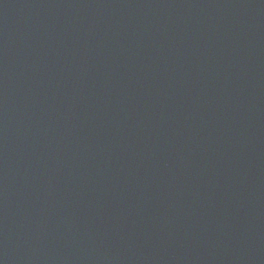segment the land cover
Masks as SVG:
<instances>
[{"label": "water", "instance_id": "water-1", "mask_svg": "<svg viewBox=\"0 0 264 264\" xmlns=\"http://www.w3.org/2000/svg\"><path fill=\"white\" fill-rule=\"evenodd\" d=\"M0 264H264V0H0Z\"/></svg>", "mask_w": 264, "mask_h": 264}]
</instances>
